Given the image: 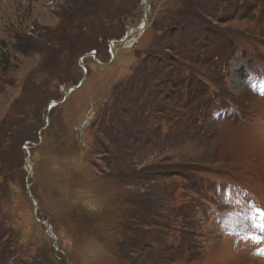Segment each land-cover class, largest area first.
<instances>
[{
  "label": "rangeland",
  "instance_id": "374dc122",
  "mask_svg": "<svg viewBox=\"0 0 264 264\" xmlns=\"http://www.w3.org/2000/svg\"><path fill=\"white\" fill-rule=\"evenodd\" d=\"M257 210L264 0H0V264H264Z\"/></svg>",
  "mask_w": 264,
  "mask_h": 264
},
{
  "label": "bare ground",
  "instance_id": "6f19581e",
  "mask_svg": "<svg viewBox=\"0 0 264 264\" xmlns=\"http://www.w3.org/2000/svg\"><path fill=\"white\" fill-rule=\"evenodd\" d=\"M146 1H147V0H146ZM146 6H147V5H146ZM145 26H146V21L142 18L141 23H140L138 26H135V27H137V28H135V27H131V28L126 32V34H124L123 38H121V39H116L114 42L117 41V42H119V43H123V42H124V41H125L130 35H131V36L135 35V32H136V33H137V32H142ZM112 45H113V43L110 44V46H111V53H112V55L114 56V54H115V50H112V49H113V48H112ZM79 83H80V82H79ZM76 88H77L76 86L72 85V86L68 87L66 91L69 90V94H71ZM66 93H67V92H66ZM52 102H53V101H52ZM56 103H58V102L54 101L52 105L54 106ZM50 106H51V105H50ZM53 106H51V107H53ZM53 108H54V107H53ZM53 108H52V109H53Z\"/></svg>",
  "mask_w": 264,
  "mask_h": 264
},
{
  "label": "snow or ice",
  "instance_id": "6c2138e0",
  "mask_svg": "<svg viewBox=\"0 0 264 264\" xmlns=\"http://www.w3.org/2000/svg\"><path fill=\"white\" fill-rule=\"evenodd\" d=\"M258 218L261 221H264V210H257ZM253 227L259 228L261 232H264V222L260 224H254ZM248 239H251L254 243H260L262 238L259 236H249Z\"/></svg>",
  "mask_w": 264,
  "mask_h": 264
},
{
  "label": "water",
  "instance_id": "95a60500",
  "mask_svg": "<svg viewBox=\"0 0 264 264\" xmlns=\"http://www.w3.org/2000/svg\"><path fill=\"white\" fill-rule=\"evenodd\" d=\"M144 4H145V8H147V1L146 0H144ZM143 19L146 21V16H143ZM135 28H137V27H135ZM85 72H86V70H85ZM82 81H83V78H82V80L80 81V83H78V85H74V86H76V87H78L81 83H82ZM67 92V93H66ZM65 92V94H64V97H63V99H62V101H64L66 98H67V96L69 95V90L68 91H66ZM61 101V102H62ZM29 160H28V157L26 158V162H28ZM30 171H28V173H29Z\"/></svg>",
  "mask_w": 264,
  "mask_h": 264
}]
</instances>
